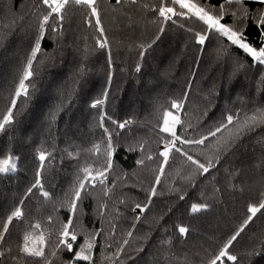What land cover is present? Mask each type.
I'll list each match as a JSON object with an SVG mask.
<instances>
[{"label": "trees", "instance_id": "16d2710c", "mask_svg": "<svg viewBox=\"0 0 264 264\" xmlns=\"http://www.w3.org/2000/svg\"><path fill=\"white\" fill-rule=\"evenodd\" d=\"M99 2L103 9L102 22L111 45L112 80L109 84L108 50L96 48L94 26L85 24L83 10L72 9L64 22L63 34L57 35L55 42L50 35L43 40L41 53L34 62L35 76L29 96L18 99L13 125L5 134H0V149L11 136L13 151L19 156L17 173L10 179L0 178V219L32 182L38 163L35 159L38 148L51 151V145H57L55 160L45 165V187L56 196L69 189L75 179L77 161L70 159L66 153L62 154L60 149L74 151L76 145L87 147L91 141L99 139L100 130L93 126L96 110L91 109L89 104L106 87L109 89L108 113L119 120L135 117L138 135L145 138L152 151L156 149L158 131L154 106L157 103L167 106L171 98L180 97L185 91H188V97L181 116L192 125L188 135L206 133L227 108H239L242 103L248 108L264 106V66L253 65L251 58L235 46L225 43L231 55L218 52L219 45L215 40L206 42V46L200 48L184 29L172 25L170 21L160 33L158 25L152 22L154 14L151 11L138 14L136 22L129 26L125 18L106 6L105 0ZM144 2L158 4L160 0ZM200 2L218 6L223 0ZM245 2L252 11L258 7L249 0ZM38 3L39 0H0V33H8L6 41L0 45V116L23 58L30 50L36 28L32 6ZM107 3L112 1L107 0ZM19 15H23V21L17 18L12 24ZM224 22H232L230 14ZM245 35L254 46H260L251 16L246 23ZM145 43L151 46L144 49V56L141 57V45ZM237 60L244 64L243 68H236ZM137 63L141 66L139 71H136ZM187 81H191L190 89ZM53 111H56L55 121L51 120ZM212 142L209 137L205 143ZM262 146L264 130L257 128L221 155L220 162L210 169V174H205L207 179L198 178L194 187L177 175L182 170V158L177 154L170 161L171 167H165V175L157 186V196L150 210L141 214L142 219L136 222L133 236L120 257L116 258L113 253L134 222L131 208L135 202L144 201L145 193L141 188L147 186V178L151 174L148 169L136 166L139 153H128L122 147L118 148L114 156L117 166L109 176V183L127 173V186L118 181L114 196H124L127 205H118L123 214L117 221L116 235L99 238L102 243L93 250L94 264H154L160 239L169 236L174 239V250L179 257L187 253L197 264L201 259L206 260L216 244L226 239L242 221L246 202L258 198L264 185L260 169L256 167L261 160ZM151 167H155V161L149 162ZM134 172L136 175H133ZM140 180H145L141 188L133 186ZM231 184L237 185V188L242 185L244 192L234 191ZM214 187L220 191L214 193ZM180 195H184L183 200L179 199ZM204 200L211 205L209 210L189 214L191 203ZM93 204L90 197L83 202L87 215L82 223L89 230L101 227L99 218L93 215ZM35 205L36 197L27 199L26 211L35 212ZM48 210H51V205ZM59 215L63 218L66 212L61 211ZM180 223L190 229L186 239L179 238L174 231ZM104 228L109 230L107 219ZM18 231V228L12 229L13 238ZM262 234L264 216L258 213L231 249L242 256L239 264H264V248L260 243ZM145 236L147 239H141ZM82 241L83 237H78L74 247ZM245 249L249 255H243ZM70 256L67 251L60 252L53 258V264H61Z\"/></svg>", "mask_w": 264, "mask_h": 264}, {"label": "snow or ice", "instance_id": "6c2138e0", "mask_svg": "<svg viewBox=\"0 0 264 264\" xmlns=\"http://www.w3.org/2000/svg\"><path fill=\"white\" fill-rule=\"evenodd\" d=\"M105 3L119 17L125 18L129 26L136 22L138 14L151 11L154 14L152 22L158 25L160 33L164 32L165 24L170 21L172 25L184 29L194 44L200 48L205 47L206 42L211 43L215 40L219 45L218 52L231 55L229 48L225 46L226 43L228 46H235L250 57L253 65L264 66V0H249V3L258 5L255 11L250 10L245 0H223L218 6L201 3L200 0H160L158 4L145 3L144 0H112L109 4L105 0ZM72 9L83 10L85 24L89 27L94 26L96 36L93 39L96 48L108 50L107 79L110 84L111 45L102 22L103 9L99 0H39L38 4L32 6V12L36 17L33 40L29 45L30 50L20 65L13 88L8 92L7 103L0 116V134H5L13 125L14 109L17 107L18 99L21 97L27 99L29 96V88L35 76L34 62L38 59V53H41L43 40L46 35H50L55 42L56 36L63 34L64 22L69 18ZM229 14L232 22L225 23L224 19ZM249 16L258 32L259 47L249 42L245 35ZM17 18L21 22L24 19L23 15H19L13 19L12 24L16 23ZM6 27L10 28V26ZM7 34V32L0 33V45L6 41ZM150 46L149 43L142 44L139 55L143 57L144 49ZM235 66L241 69L244 64L237 60ZM140 67L137 63L136 71H139ZM187 84L190 89L191 81H187ZM108 96L109 89L106 87L101 95L89 104L91 109L96 110L93 126L100 130L99 139L91 141L87 147L76 145L74 151L67 148L60 149L62 154L66 153L70 159L77 161L75 179L62 195L56 196L49 191L44 182L45 165L55 160L57 145L53 143L51 151L43 148L36 150L35 159L38 163L32 182L14 206L0 219V264H53V258L63 251H67L71 256L68 260L61 261V264H78V262L94 264L93 250L97 244L102 243L99 238L101 236L111 238L116 235L117 221L123 214L118 205H127L124 196L114 198L118 181L127 186V173H122L109 183V176L117 166L114 156L118 148L122 147L128 153H139L135 160L136 166L148 169L151 174L147 178L146 187L141 188L145 180L133 185L144 191L145 198L143 202H135L131 208L134 222L124 233V238L113 253L116 258L120 257L124 247L129 243V238L133 236L136 222L142 219L141 214L150 210L154 197L157 196V186L161 184L165 175V167L166 165L171 167L170 161L175 159L177 154L182 158V170L178 171L177 175L194 187L197 179L210 174V169L220 162L221 155L231 150L238 142H242L246 134L254 132L257 128L264 130V106L248 108L242 103V107L234 106L222 112L220 119L215 121L206 133L188 135L187 131L192 125L181 116L188 97V91H185L180 97L171 98L167 106L159 103L154 106L155 127L158 131L156 149L152 151L147 146L145 138L138 135L139 129L135 117L119 120L108 113L106 109ZM55 119L56 111H53L51 120L55 121ZM209 137L213 142L206 144ZM0 153H2L0 178L10 179L19 168V156L13 151V137L9 136L8 143L0 149ZM153 161L155 167L149 168V162ZM256 167L260 169L261 179L264 181V146H262L261 160ZM133 175L136 173L134 172ZM230 187L234 191L244 192L242 185L237 188V185L231 184ZM219 191V188H213L214 193ZM32 197H36L35 212L25 209V201ZM89 197L94 201L93 215L99 218L101 225L90 230L82 223L83 217L87 215L83 202ZM179 199L183 200L184 195H180ZM49 205L51 210H48ZM210 207L211 205L204 200L191 203L188 211L189 214L194 215L205 212ZM61 211L66 212L63 218L59 215ZM36 213L43 215L40 217ZM258 213L264 216V185L256 200L246 202L244 216L239 225L226 239L218 242L207 259H201L199 264H227V262L239 264L242 256L232 252L231 249L235 247L239 237ZM106 219L108 231L104 228ZM13 228L19 229L15 238L12 237ZM174 231L178 233L179 238L186 239L190 229L180 223L175 226ZM81 236L83 241L78 247H74L78 237ZM141 239H147V236ZM260 243L264 248V234L260 237ZM249 254L245 249L243 255ZM154 264H197V261L187 253L179 257L174 250V239L169 236L167 239H160Z\"/></svg>", "mask_w": 264, "mask_h": 264}, {"label": "rangeland", "instance_id": "374dc122", "mask_svg": "<svg viewBox=\"0 0 264 264\" xmlns=\"http://www.w3.org/2000/svg\"><path fill=\"white\" fill-rule=\"evenodd\" d=\"M112 1V0H111Z\"/></svg>", "mask_w": 264, "mask_h": 264}]
</instances>
